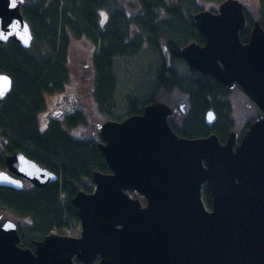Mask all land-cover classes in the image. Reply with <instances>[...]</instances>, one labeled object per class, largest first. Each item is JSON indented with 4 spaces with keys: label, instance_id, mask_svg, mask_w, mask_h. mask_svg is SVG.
Returning <instances> with one entry per match:
<instances>
[{
    "label": "water",
    "instance_id": "water-1",
    "mask_svg": "<svg viewBox=\"0 0 264 264\" xmlns=\"http://www.w3.org/2000/svg\"><path fill=\"white\" fill-rule=\"evenodd\" d=\"M22 5L0 0V45L32 46ZM194 20L206 44L190 43L182 59L227 90L242 88L264 114L260 23L244 44L240 33L247 17L239 0H226L215 13L200 12ZM12 87V79L0 74V106ZM172 115L169 106L155 102L142 115L101 125L99 149L111 173L95 172L93 194L80 190L73 200L81 238L49 235L34 250L24 249L18 225L6 221L0 226V264H264V116L239 143L231 133L222 144L215 135L179 137ZM206 120L213 123L215 113ZM5 165L3 187L23 189L24 179L41 188L58 180L23 152L8 155ZM204 185L212 193V210L203 202ZM134 194L144 196L146 205Z\"/></svg>",
    "mask_w": 264,
    "mask_h": 264
},
{
    "label": "trees",
    "instance_id": "trees-1",
    "mask_svg": "<svg viewBox=\"0 0 264 264\" xmlns=\"http://www.w3.org/2000/svg\"><path fill=\"white\" fill-rule=\"evenodd\" d=\"M115 1H27L22 8V15L33 34L32 46L24 48L13 41L0 45V74L13 81L11 93L0 106V169L6 168L5 159L8 155L23 152L36 163L52 169L62 181V184L57 180L29 192L0 187L2 206L33 219L31 226L17 224L20 246L24 249L34 250L36 242L44 240L53 232L64 236L66 232L80 229L79 211L73 205L78 190L88 194L94 192V173H110L98 147L102 142L101 136L84 140L63 129V123L73 130L86 122L85 115L75 111L73 106L67 108L68 113L63 119L56 117V114L63 112L59 109L60 112L49 116L45 129L39 126V115L47 110L45 95L64 91L65 84L71 78L68 65L72 37L93 44L94 52L87 64L92 83L91 100L99 113L107 111L104 114L110 121H124L142 115L145 108L155 102L154 96H158V91L168 88L169 91L178 89L190 99L189 113L184 117L183 126L177 127L170 121L179 137L194 141L215 135L220 143L225 144L233 128L228 106L221 101V97L227 96L229 90L209 75L191 72L195 76H179L166 63L157 73L155 92L145 102L127 97V114L120 118L114 115V98L118 87L114 73L115 58L137 54L147 40L156 47L157 39L165 37L170 44L172 61L182 59V50L190 43L206 44L197 29L194 16L204 11L215 13V10L206 9V6L219 7L226 0H171L169 3L167 0H137L142 17V22L137 25L142 26V36L136 39L131 38L129 29L135 18L118 10L119 4ZM259 5L256 19L245 9L247 27L240 33L244 44L250 40L255 21L264 29V0H259ZM102 11L112 12L108 22L107 18L102 19ZM104 21L106 24H103ZM161 23H166L165 29L159 26ZM211 111L216 114L212 125L206 121V115ZM137 197L145 202L143 197ZM202 198L205 207L212 210L213 199L208 185L202 189Z\"/></svg>",
    "mask_w": 264,
    "mask_h": 264
},
{
    "label": "rangeland",
    "instance_id": "rangeland-1",
    "mask_svg": "<svg viewBox=\"0 0 264 264\" xmlns=\"http://www.w3.org/2000/svg\"><path fill=\"white\" fill-rule=\"evenodd\" d=\"M170 1L171 0H167L166 2L169 3ZM239 1L245 5V9L248 11V14L252 18L256 19L260 6L259 0ZM115 2L119 4V7H117L118 10L120 9L121 11L126 12L128 15H131L133 18H135V20H132L133 22H131L129 25L131 38L136 39L137 36H142V26L137 25L138 22H142V17H140L141 6L139 2L137 0H116ZM206 9H213L217 11L218 7L208 5L206 6ZM111 10L113 13H115V10ZM111 13L109 14L107 11H102V19L107 18L106 21L108 22L109 16L112 15ZM106 21H104L103 24H106ZM110 23L113 25V21ZM159 26L164 27L165 29L166 23H161ZM93 52L94 48L92 43H89L86 40H77L72 37L70 63L68 65L71 78H69L68 82L65 84L64 91L45 95L47 101L46 111L48 113L63 109L64 106L67 105L66 102L69 101L75 104L73 105V107L76 108L75 111H80L85 115V124L75 127L73 130L69 129L67 124L63 123V129L66 132L72 136L80 137L84 140L97 138V136H100L99 127L109 121V118H107V116L104 114L107 113V111L99 113L91 100L90 91L92 83L87 64L91 59ZM164 63L170 65L179 76L188 78L195 76L191 73L195 71L191 70L183 59H176L172 61L170 57V44H168V41L165 37H159L157 39L156 47L151 45L150 41L147 40L144 44V47L141 48L137 54L133 56L123 55L115 58L114 73L117 77L118 87L114 98L116 104L114 115L120 118L127 114V97L132 96L139 101L145 102L151 96V94L155 92L158 85L157 73ZM154 99L155 102L165 104L173 111L176 110V112L174 111L170 120L176 124L177 127L183 126L185 121L184 117L189 113V97L184 96L182 91L178 89L169 91L168 88H161L158 91V96H154ZM221 99L222 102L227 104L228 112L230 113L229 119L233 121V128L230 130V135L231 133L236 134L237 143H239L240 138L243 136V132L250 129L247 127L259 120L260 117L264 116V114L239 86L229 90V94L225 97H221ZM179 106H183V110H181ZM229 107L231 109H229ZM67 113L68 111L66 109L64 113L56 114V117L58 119H63ZM45 114L46 113H42L39 115V126L42 128V130L45 129V126L49 120V116H46ZM213 123L209 124L212 125ZM67 183L68 182H66V184ZM134 195L135 198L140 200V198L137 197L139 195ZM61 198L63 197L61 196ZM32 220V217H29V215H18L6 209L0 203V223L13 221L23 225V227H26L32 225ZM81 231L82 224H80V229L66 232V235L64 236L55 232L51 233L50 235L81 238Z\"/></svg>",
    "mask_w": 264,
    "mask_h": 264
},
{
    "label": "flooded vegetation",
    "instance_id": "flooded-vegetation-1",
    "mask_svg": "<svg viewBox=\"0 0 264 264\" xmlns=\"http://www.w3.org/2000/svg\"><path fill=\"white\" fill-rule=\"evenodd\" d=\"M27 1H28V3L29 2H32V1H35V0H23V5H22V8L26 5V3H27ZM126 13V12H125ZM127 15H128V13H126ZM11 42V41H10ZM10 42H8V43H10ZM7 43V44H8ZM66 104L67 105H65L64 106V108L62 109L63 110V112H61V113H64L65 112V110L67 109V108H69V107H71V106H73V105H75V104H73V102H66ZM179 108L181 109V110H183V106H179ZM175 112H176V110H174ZM58 112H60L59 110H58ZM244 135V134H243ZM243 137V136H242ZM242 139V138H241ZM2 151V148H1V144H0V152ZM41 165V164H40ZM41 166H43V167H45L47 170H49L51 173H53V174H55V172L52 170V169H50V168H48V167H46V166H44V165H41ZM0 171H6V168H4V169H0ZM56 175V174H55ZM58 180H60V183H61V177L60 176H58ZM22 181V184H23V189H16V188H12L13 190H18V191H23V192H29V191H34V190H36V189H38L39 187H37L36 185H34V184H32L30 181H25V180H21ZM53 182H56V181H53ZM52 182H50V183H48L46 186H48L49 184H51ZM45 186V187H46ZM0 187H3V186H0ZM8 188H11V187H8ZM41 188H44V187H41ZM95 189V188H94ZM81 189H79V191H80ZM78 193V192H77ZM93 193V192H92ZM91 194V193H90ZM77 195V194H76ZM143 197V196H142ZM143 199H145L144 197H143ZM142 204L145 206L146 205V199H145V202H142ZM15 224H18V223H15ZM81 224V223H80Z\"/></svg>",
    "mask_w": 264,
    "mask_h": 264
},
{
    "label": "snow or ice",
    "instance_id": "snow-or-ice-1",
    "mask_svg": "<svg viewBox=\"0 0 264 264\" xmlns=\"http://www.w3.org/2000/svg\"><path fill=\"white\" fill-rule=\"evenodd\" d=\"M15 2L16 0H12L13 6H15ZM27 32V30L25 29V33ZM25 43H27V40H25ZM0 95H3V92H0Z\"/></svg>",
    "mask_w": 264,
    "mask_h": 264
},
{
    "label": "clouds",
    "instance_id": "clouds-1",
    "mask_svg": "<svg viewBox=\"0 0 264 264\" xmlns=\"http://www.w3.org/2000/svg\"><path fill=\"white\" fill-rule=\"evenodd\" d=\"M173 113H174V111H173ZM170 121H171V120H170ZM206 121H207V120H206ZM100 143H101V142H100ZM100 143H99V144H100ZM99 144H98V147H99ZM61 196L63 197V195H61Z\"/></svg>",
    "mask_w": 264,
    "mask_h": 264
},
{
    "label": "crops",
    "instance_id": "crops-1",
    "mask_svg": "<svg viewBox=\"0 0 264 264\" xmlns=\"http://www.w3.org/2000/svg\"><path fill=\"white\" fill-rule=\"evenodd\" d=\"M47 113H48V112L46 111V114H45V115H47V116H48L50 113H48V114H47Z\"/></svg>",
    "mask_w": 264,
    "mask_h": 264
}]
</instances>
